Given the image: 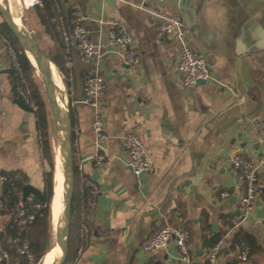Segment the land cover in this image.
Returning a JSON list of instances; mask_svg holds the SVG:
<instances>
[{
  "label": "crops",
  "instance_id": "crops-1",
  "mask_svg": "<svg viewBox=\"0 0 264 264\" xmlns=\"http://www.w3.org/2000/svg\"><path fill=\"white\" fill-rule=\"evenodd\" d=\"M56 2L63 14L76 11L84 18L94 51L88 63L73 53L71 75L63 64L61 74L55 69L69 103L73 153L99 189L88 221L91 237L75 264H179L174 242L153 253L142 250L165 226L188 230L191 264H211V249L218 243L213 264H264L259 217L263 195L257 196L254 215L234 227L245 184L230 170L235 157L256 163L262 155L256 126L264 121V0H182L181 7L180 0ZM190 5L192 21L187 26L181 11L189 20L185 12ZM170 16L182 19L184 36L156 33L159 18ZM120 31L130 36V49L137 52L133 66L122 62L124 52L115 43ZM37 32L44 36L43 28ZM182 45L207 68V77L190 89L182 86L177 71ZM92 76L105 83L100 107L108 160L98 168L91 161L93 114L83 105L84 81ZM13 89L14 75L0 40V176L13 177L16 185L31 186L43 195L46 162L40 126L33 114L14 103ZM125 135L142 142L153 164L151 172L132 175L120 143ZM257 179L264 185V168ZM5 192L0 184V235H6L13 219ZM36 202L40 200L29 195L24 209ZM77 204L75 192L68 262L80 247ZM243 243L252 248L247 262L239 261L236 250Z\"/></svg>",
  "mask_w": 264,
  "mask_h": 264
},
{
  "label": "built area",
  "instance_id": "built-area-1",
  "mask_svg": "<svg viewBox=\"0 0 264 264\" xmlns=\"http://www.w3.org/2000/svg\"><path fill=\"white\" fill-rule=\"evenodd\" d=\"M19 8L24 11L28 9L43 8L46 5H51L53 10V20L58 24L62 34V44L64 51L65 67L71 75L72 55L77 53L83 62L88 63L94 56L93 47L90 43L91 32L85 25L84 18L80 13L73 11L65 15L59 8L56 0H17ZM103 24V22H99ZM182 19L179 16H170L159 18L155 25V31L159 36H169L177 33L179 37L184 36L185 29ZM0 40L4 44L9 63L14 75V91L16 97L21 100L30 110V113L37 116V103L26 77L24 66L19 59L18 52L14 44L9 38L0 34ZM116 45L124 52L122 62L125 65L133 66L136 64L138 55L137 52L130 49V36L125 31H120L115 39ZM177 71L180 74L182 86L184 88H193L199 81L207 77V68L205 62L198 58L187 46L182 45L180 48ZM105 83L99 76L88 77L84 81V100L83 105L92 110L93 118L91 121V130L94 139V155L91 158L92 167L98 168L101 164L107 162V156L104 150V143L107 141V136L104 133V123L101 114L100 99L104 97ZM39 123V122H38ZM256 141L262 147V155L256 163H251L241 157H235L230 162V170L238 172L245 184V193L240 198L238 204L237 221L232 222L236 227L240 222L254 215L257 205V196L262 194L261 214L264 228V185L258 182L257 174L264 168V121L256 126ZM121 147L127 155V166L135 177H140L143 174L149 173L153 169V164L142 144V142L132 136L125 135L121 138ZM83 160L78 154L73 153V168L77 194V230L80 247L77 250L76 257L71 262L66 261L65 264H75L76 258L87 248L91 231L88 226V221L93 215L97 207V198L99 196L98 187L89 180L82 168ZM0 184L7 187L8 194L14 189L16 180L13 177L0 176ZM222 198L226 194L221 195ZM47 200V193L42 196V203L39 206H33L27 209H20L11 221V225L17 221L21 224L31 222L33 214L41 209H44ZM4 207V203L0 202V209ZM190 234L184 227L173 228L165 226L156 231L152 237L143 244L142 250L145 253H153L158 250L165 249L168 244L174 242L179 254V264H191L188 252V243ZM4 243V237L0 241V247ZM205 248V245H201ZM220 243L211 249L210 262L213 264L219 253ZM238 259L240 262H247L251 250L245 244H240L236 247ZM18 254L25 256L30 262L32 256L29 251L27 242H23L17 248ZM0 256L5 263L8 262V257L5 250L0 248Z\"/></svg>",
  "mask_w": 264,
  "mask_h": 264
},
{
  "label": "trees",
  "instance_id": "trees-1",
  "mask_svg": "<svg viewBox=\"0 0 264 264\" xmlns=\"http://www.w3.org/2000/svg\"><path fill=\"white\" fill-rule=\"evenodd\" d=\"M23 17L28 25L30 31L34 35L36 42L40 51L46 56V58L52 63V65L57 70L58 74L63 72L62 64L64 63V51L62 44V34L59 31L56 23H52L53 20V10L51 5H46L43 8H35L28 9L23 11ZM53 20V21H52ZM43 28L44 33L43 37L37 32V28ZM0 30L6 35L9 40L14 44L16 50L18 52L19 59L24 61V70L26 77L30 86L32 87L33 94L37 103V116L38 122L40 126V133L42 137V144L46 162V185L43 188V194L47 193V200L44 209L39 210L38 212L33 214V219L31 222H27L26 224H21V221H17L11 225L7 224L6 235H0V241L4 237V243L2 247H4L7 257L9 259L8 264H43L47 252L49 250V242H50V233H51V218H50V205L53 198L54 191V151L52 149L53 142V132L52 126L50 124L49 112L47 108V104L45 101V97L41 90V85L36 82L33 73L31 72L28 64L25 61V58L20 51L16 41L13 36L3 23L0 18ZM45 37L50 38L51 45L49 46L45 42ZM71 125L72 121L70 120ZM6 192L3 195V199L6 200V207L8 212H12L9 214L10 219L24 206H27V199L22 203L20 195L22 187L15 185L14 189L10 190V194H8V188L5 187ZM75 192H76V184L75 190L72 200V208H71V225L69 231V241L68 244L72 240V232H73V222H74V208L73 203L75 200ZM36 200V199H35ZM37 201V200H36ZM3 202V201H2ZM37 203V202H36ZM42 200L38 202L35 206L41 205ZM32 207V206H31ZM28 208V207H26ZM76 217V216H75ZM190 241V240H189ZM23 242H27L30 254L32 256V261L30 262L25 256L18 254L17 248L22 245ZM245 244V243H243ZM249 247L248 244H245ZM79 247V245H78ZM250 248V247H249ZM252 248H250L251 250ZM251 255V253H250ZM69 258V257H68ZM3 260V259H2ZM3 264H6L3 260Z\"/></svg>",
  "mask_w": 264,
  "mask_h": 264
},
{
  "label": "water",
  "instance_id": "water-1",
  "mask_svg": "<svg viewBox=\"0 0 264 264\" xmlns=\"http://www.w3.org/2000/svg\"><path fill=\"white\" fill-rule=\"evenodd\" d=\"M181 6L182 0H180ZM191 8L192 6L190 5L189 9H186L187 12H185L189 15V20L184 16V12L181 11L183 21L187 26L192 21ZM0 18L16 41L37 82L41 85L51 120L53 116L56 120L54 175L57 172L62 173L65 182L61 206L56 223L52 227L50 247L47 253L51 256V264H65L68 257L71 208L75 190L69 103L57 78L55 68L40 51L34 35L24 20L23 12L19 8L17 0H0ZM12 96L17 106L30 112L28 107L16 97L14 89ZM21 194L23 202L29 195L35 196L38 200H42L43 196L42 192L35 190L31 186H24ZM259 217H262L261 212Z\"/></svg>",
  "mask_w": 264,
  "mask_h": 264
},
{
  "label": "bare ground",
  "instance_id": "bare-ground-1",
  "mask_svg": "<svg viewBox=\"0 0 264 264\" xmlns=\"http://www.w3.org/2000/svg\"><path fill=\"white\" fill-rule=\"evenodd\" d=\"M52 118H53L52 121L56 126V120L54 116ZM64 182L65 180L63 174L57 172L54 177V191H53L54 194L50 205V214H51V219L53 220V226L56 223L57 215L61 206L62 196L64 191ZM51 262H52L51 256H49V253H47L43 264H51Z\"/></svg>",
  "mask_w": 264,
  "mask_h": 264
},
{
  "label": "rangeland",
  "instance_id": "rangeland-1",
  "mask_svg": "<svg viewBox=\"0 0 264 264\" xmlns=\"http://www.w3.org/2000/svg\"><path fill=\"white\" fill-rule=\"evenodd\" d=\"M22 12H23V11H22ZM21 62H22V64H23V66H24V61H21ZM34 78H35V77H34ZM35 80H36V78H35ZM36 82H37V80H36ZM49 118H50V116H49ZM50 124H51V126H52V132H53L52 149H53V151L55 152V149H56V143H55V125H54L53 121L51 120V118H50ZM44 158H45V156H44ZM54 177H55V175H54ZM53 182H54V181H53ZM53 186H54V184H53ZM44 196H45V195H44ZM50 218H51V214H50ZM50 221H51L50 226H51V231H52L53 220L51 219ZM50 235H51V233H50ZM49 247H50V243H49Z\"/></svg>",
  "mask_w": 264,
  "mask_h": 264
}]
</instances>
